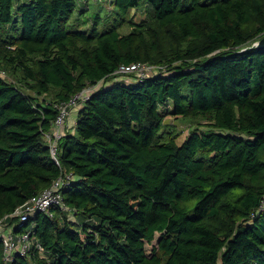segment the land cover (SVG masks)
<instances>
[{
    "label": "trees",
    "instance_id": "obj_1",
    "mask_svg": "<svg viewBox=\"0 0 264 264\" xmlns=\"http://www.w3.org/2000/svg\"><path fill=\"white\" fill-rule=\"evenodd\" d=\"M80 2L0 0V219L31 239L0 264H264V0H112L89 30ZM98 83L57 163L55 105Z\"/></svg>",
    "mask_w": 264,
    "mask_h": 264
},
{
    "label": "built area",
    "instance_id": "obj_2",
    "mask_svg": "<svg viewBox=\"0 0 264 264\" xmlns=\"http://www.w3.org/2000/svg\"><path fill=\"white\" fill-rule=\"evenodd\" d=\"M155 69H158V67L142 63H132L129 65H121L116 72L123 74L136 73L139 79H144L145 77H149L154 72H156ZM99 86V83L89 86L83 91L73 95L69 100L57 103L55 105L58 110V113L53 122L52 129L49 133L46 134V138L49 141L53 158L57 163H59L57 155L59 141L65 134L64 127L70 115L71 109L82 105L86 100L90 98V96L98 89ZM73 177V174H66L60 176L53 182L50 187L43 190L41 194L32 198L25 205L18 207L11 214V216H19L20 219L26 221L32 212L45 211L51 214V206H64L61 187L68 183L71 179H73ZM0 235L4 240L5 259L7 261L12 259L14 252L19 251L21 254H25L31 246L29 232H25L15 238L11 234V230H7V227L3 224L2 219H0Z\"/></svg>",
    "mask_w": 264,
    "mask_h": 264
},
{
    "label": "rangeland",
    "instance_id": "obj_3",
    "mask_svg": "<svg viewBox=\"0 0 264 264\" xmlns=\"http://www.w3.org/2000/svg\"><path fill=\"white\" fill-rule=\"evenodd\" d=\"M79 7L75 11V14L71 20V23L80 29L89 30L95 23L103 24L104 18L107 14L113 10L112 0H80ZM191 0H185L186 3ZM82 3V4H81ZM136 12V11H135ZM99 17V18H98ZM101 25H99V30ZM125 29L124 31H126ZM152 74V73H151ZM121 79L108 81L104 86L108 87L115 83H118ZM166 126L177 128L179 130V141H183L187 134L193 127L190 126L188 121L173 122V117L168 116L166 119ZM71 219L75 220V216H71ZM151 248V246H149Z\"/></svg>",
    "mask_w": 264,
    "mask_h": 264
},
{
    "label": "crops",
    "instance_id": "obj_4",
    "mask_svg": "<svg viewBox=\"0 0 264 264\" xmlns=\"http://www.w3.org/2000/svg\"><path fill=\"white\" fill-rule=\"evenodd\" d=\"M80 109V106L78 107H74L71 109L70 115L66 121L65 124V131H75V126H76V121H77V115H78V111Z\"/></svg>",
    "mask_w": 264,
    "mask_h": 264
},
{
    "label": "water",
    "instance_id": "obj_5",
    "mask_svg": "<svg viewBox=\"0 0 264 264\" xmlns=\"http://www.w3.org/2000/svg\"><path fill=\"white\" fill-rule=\"evenodd\" d=\"M254 45L258 48H264V37H262L261 39H259L258 41H256L254 43Z\"/></svg>",
    "mask_w": 264,
    "mask_h": 264
}]
</instances>
